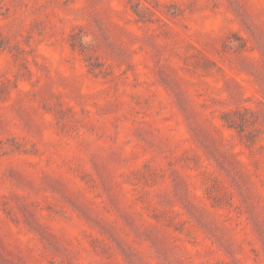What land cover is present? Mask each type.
I'll return each mask as SVG.
<instances>
[{
  "label": "rangeland",
  "instance_id": "1",
  "mask_svg": "<svg viewBox=\"0 0 264 264\" xmlns=\"http://www.w3.org/2000/svg\"><path fill=\"white\" fill-rule=\"evenodd\" d=\"M0 264H264V0H0Z\"/></svg>",
  "mask_w": 264,
  "mask_h": 264
}]
</instances>
